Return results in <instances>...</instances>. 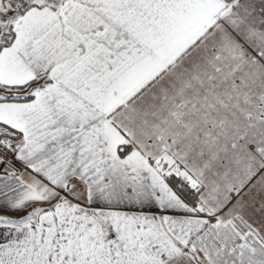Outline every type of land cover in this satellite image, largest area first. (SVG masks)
Here are the masks:
<instances>
[{"label": "snow or ice", "instance_id": "1", "mask_svg": "<svg viewBox=\"0 0 264 264\" xmlns=\"http://www.w3.org/2000/svg\"><path fill=\"white\" fill-rule=\"evenodd\" d=\"M0 264H264V0H0Z\"/></svg>", "mask_w": 264, "mask_h": 264}]
</instances>
